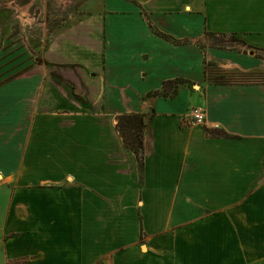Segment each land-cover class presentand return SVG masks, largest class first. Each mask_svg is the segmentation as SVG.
<instances>
[{"label":"crops","instance_id":"crops-1","mask_svg":"<svg viewBox=\"0 0 264 264\" xmlns=\"http://www.w3.org/2000/svg\"><path fill=\"white\" fill-rule=\"evenodd\" d=\"M103 2L0 82V264H264V79L204 64L264 73V0ZM132 113L142 166L117 127Z\"/></svg>","mask_w":264,"mask_h":264},{"label":"rangeland","instance_id":"rangeland-1","mask_svg":"<svg viewBox=\"0 0 264 264\" xmlns=\"http://www.w3.org/2000/svg\"><path fill=\"white\" fill-rule=\"evenodd\" d=\"M103 3V0H0V82L29 67L32 61L41 57L54 35L79 19L100 11ZM199 45L204 49L254 50L229 34L206 33ZM257 53L264 56L262 51ZM204 64L209 80L264 79V73L260 72L226 71L214 59H205Z\"/></svg>","mask_w":264,"mask_h":264},{"label":"trees","instance_id":"trees-1","mask_svg":"<svg viewBox=\"0 0 264 264\" xmlns=\"http://www.w3.org/2000/svg\"><path fill=\"white\" fill-rule=\"evenodd\" d=\"M155 33L170 39V37L158 30ZM184 79L166 80L163 82L162 88L152 92L153 95H163L172 97L177 93L178 85L185 83ZM117 127L126 146L132 150L138 160L140 166L143 164L144 158V131L146 127L145 115L141 113L122 114L117 117ZM212 134H219L216 131H210Z\"/></svg>","mask_w":264,"mask_h":264},{"label":"built area","instance_id":"built-area-1","mask_svg":"<svg viewBox=\"0 0 264 264\" xmlns=\"http://www.w3.org/2000/svg\"><path fill=\"white\" fill-rule=\"evenodd\" d=\"M188 115L190 116L191 122L197 125H203L206 122V113L200 107H192L188 111Z\"/></svg>","mask_w":264,"mask_h":264}]
</instances>
